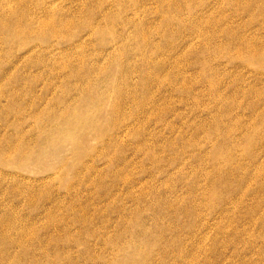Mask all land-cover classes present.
<instances>
[{
  "label": "rangeland",
  "instance_id": "374dc122",
  "mask_svg": "<svg viewBox=\"0 0 264 264\" xmlns=\"http://www.w3.org/2000/svg\"><path fill=\"white\" fill-rule=\"evenodd\" d=\"M38 1H54V17L61 11L75 29L72 41L30 40L41 52L0 46V264H264V59L255 65L257 53L244 44L238 53L233 39L242 33L264 55V0H248L250 12L243 0H22L14 9L40 13ZM64 111L77 116L59 124ZM16 129L23 158L2 153Z\"/></svg>",
  "mask_w": 264,
  "mask_h": 264
},
{
  "label": "bare ground",
  "instance_id": "6f19581e",
  "mask_svg": "<svg viewBox=\"0 0 264 264\" xmlns=\"http://www.w3.org/2000/svg\"><path fill=\"white\" fill-rule=\"evenodd\" d=\"M98 1V0H97ZM195 1V0H194ZM230 1H234V0H230ZM239 1V0H238ZM237 1V2H238ZM253 1V0H252ZM251 1V2H252ZM256 1V0H255ZM262 1V0H261ZM0 2L1 3H3V4H1L0 3V46H3V45H5V47L6 46H9V51L13 48L12 47V44L14 43V41H16L17 43H18V45L20 46V47H22V48H25L26 49V47H27V53H32V51H35V52H41L40 50V47H37V45L36 46H32V47H28L27 45H28V43L30 42V40H32V39H35V38H38V39H46L47 37H56L57 39H63L64 37H66V38H68L69 37V39L70 38H72V36L69 34H67V33H70V32H68V29L69 28H74L75 29V27H72V25H71V27H70V23H68V22H71L69 19H70V17H69V15H71V14H74V12L73 13H71L70 12V14L69 15H67L68 17H69V21H62V20H60L58 17H59V15H60V12H59V15H58V17L57 18H55L56 16H57V14H56V16L54 17V15H53V11H51L52 10V8H54L55 7V3H54V1L52 2V1H50V2H48V3H46V1L44 2V3H42L41 1V3H39V1H38V3H39V6H40V8L38 7V9H39V12L40 13H38V11L36 10V12H34L33 10L34 9H32V6L31 5H29V6H27L26 7V10L27 11H23V8H22V12H19V11H17L16 9L17 8H19L20 7V5L22 4V0H0ZM102 1H99V3L98 4H100ZM136 2H138V1H136ZM146 2H147V0H146ZM159 2L162 4V2L159 0ZM170 2V1H169ZM196 2V1H195ZM229 2V1H228ZM251 2H249V3H251ZM262 2H264V1H262ZM7 3L9 4V6L12 4V9H9V11H7V12H5L4 11V9H3V6L2 5H4V6H6L7 5ZM94 2H92V4H93ZM97 3V2H96ZM103 3H104V1H103ZM249 3H248V0H243V2H242V7L241 6H239V8H237V9H239V11H240V7H241V9L243 8L244 10H246L247 9V7H248V5H249ZM252 3H255L254 1L252 2ZM258 3H260V0H258ZM87 4V3H86ZM92 4H89V5H92ZM119 4V3H118ZM117 4V5H118ZM122 4V3H121ZM137 4V3H136ZM158 4V3H157ZM186 4V3H185ZM194 4V3H193ZM230 4V3H229ZM237 4V3H236ZM239 4V3H238ZM240 4H241V2H240ZM59 5H60V3H59ZM96 5V4H95ZM101 5H102V3H101ZM141 5V4H140ZM143 5V4H142ZM144 5H145V3H144ZM143 5V6H144ZM167 6H168V4H166ZM173 5V4H172ZM176 5V4H175ZM251 5V4H250ZM257 5V4H256ZM256 5H254L253 4V6H255L256 7ZM262 5H264V4H262ZM261 4H260V6H262ZM80 6V5H79ZM81 6H83V5H81ZM80 6V7H81ZM94 6V5H93ZM103 6V5H102ZM139 6V5H138ZM161 6V5H160ZM238 6V5H237ZM252 6V5H251ZM258 6V5H257ZM14 7L16 8V9H14ZM35 7V6H34ZM86 7V6H85ZM91 7V6H90ZM99 6H97V8H98ZM119 7V6H118ZM117 7V8H118ZM121 7V6H120ZM169 7V6H168ZM172 7V6H171ZM176 7H178L179 8V6H176ZM78 8V7H77ZM84 8V7H83ZM94 7H92V9H93ZM94 9V11L93 12H95V10H97L98 11V9ZM105 8V7H104ZM116 8V9H117ZM160 8V7H159ZM246 8V9H245ZM249 8H250V6H249ZM251 8H253V7H251ZM250 8V9H251ZM32 9V10H31ZM80 9V8H79ZM100 9H101V7H100ZM108 9V8H107ZM123 9V8H122ZM121 9V10H122ZM125 9V8H124ZM123 9V10H124ZM172 9H174V7L172 8ZM250 9H249V11H248V9H247V11L248 12H250ZM261 9V8H260ZM25 10V9H24ZM65 10V9H64ZM89 10V9H88ZM179 10H181V9H179ZM179 10H178V12H179ZM232 10V9H231ZM243 10V11H244ZM254 10V9H253ZM70 11V10H69ZM81 11V10H80ZM79 11V12H80ZM85 11V10H84ZM107 11V10H106ZM118 11H119V9H118ZM238 11V12H239ZM243 11H241V12H243ZM255 11H256V9H255ZM254 11V12H255ZM260 11V10H259ZM262 11H264V10H262ZM19 12V13H18ZM55 12H57V11H55ZM90 12H91V10H90ZM145 12V11H144ZM252 12V11H251ZM38 13V14H37ZM58 13V12H57ZM84 13V12H83ZM97 13V12H96ZM101 13V12H100ZM99 13V14H100ZM113 13H114V11H113ZM115 13H117V12H115ZM125 13V12H124ZM232 13V12H231ZM235 13V12H234ZM233 13V14H234ZM237 13V12H236ZM245 13V12H244ZM79 14V13H78ZM95 14V13H94ZM109 14H110V12H109ZM122 14V13H121ZM121 14L119 15V16H121ZM248 13H246V15H247ZM253 13H250V15H252ZM255 14H256V12H255ZM261 14H262V12H261ZM80 15V14H79ZM167 15V14H166ZM209 15V14H208ZM224 15V14H223ZM222 15V17L224 18V16ZM237 15H239V14H236V15H234V18H235V16L237 17ZM240 15H242V14H240ZM239 15V16H240ZM243 15H245V14H243ZM249 15V16H250ZM62 16V15H61ZM64 16V15H63ZM66 16V17H67ZM74 16V15H73ZM77 16V15H76ZM95 16V15H94ZM101 16V15H100ZM122 16H124V15H122ZM121 16V17H122ZM135 16V15H134ZM162 16V15H161ZM164 17H165V15H163ZM162 16V18L164 19V17ZM233 16V15H232ZM66 17H64L65 19H66ZM79 17V16H78ZM83 16H81L80 18H82ZM167 17V16H166ZM204 17V16H203ZM210 17H211V15H210ZM221 17V16H220ZM220 17H218V19L220 18ZM247 17H248V15H247ZM258 16H257V14H256V18H257ZM61 18V17H60ZM63 18V19H64ZM93 19H94V17H92ZM103 18V17H102ZM126 18V17H125ZM212 18H216V17H212ZM226 18V17H225ZM224 18V19H225ZM240 18V17H239ZM251 18V17H250ZM249 17H248V21H249V19H250ZM262 18V17H261ZM60 20V21H57V20ZM76 19H77V17H76ZM85 19V18H84ZM111 19H112V17H111ZM211 19V18H210ZM213 19V20H214ZM217 19V18H216ZM236 19V18H235ZM91 20V19H90ZM90 20H89V22H90ZM128 20V19H127ZM166 20V19H165ZM212 20V19H211ZM212 20V21H213ZM240 20V19H239ZM251 20V19H250ZM253 21L255 20V18H253L252 19ZM251 20V21H252ZM81 21V20H80ZM93 21V20H92ZM95 21V20H94ZM98 21H100V20H98ZM113 21V20H112ZM119 21H120V19H119ZM118 20H117V22H119ZM125 21V20H124ZM128 21H130V20H128ZM162 21V20H161ZM168 21V20H167ZM200 21V23H198V24H202V25H206L207 24V21H205V19L204 18H202V20L200 19L199 20ZM253 21L251 22V24L253 23ZM257 21H259L258 19H257ZM89 22H88V28H89V31L88 32H90V34L91 35H94V34H99V32H100V30L99 29H101L100 27H98L99 25H97V26H95V24H92V26H89ZM117 22H115V23H117ZM192 21H189V23H191ZM221 22H223V21H221ZM76 23V22H75ZM81 23V22H80ZM100 23V22H99ZM103 23V22H102ZM110 23H112V22H110ZM130 23V22H129ZM188 23V22H187ZM188 23V24H189ZM211 23V22H210ZM210 23H208L209 24V26H211L210 25ZM215 23V22H214ZM214 23H211V24H213V25H215ZM217 23H219V22H217ZM245 23V22H244ZM249 23V22H248ZM260 23H264V22H260ZM71 24H74V23H72L71 22ZM107 24V23H106ZM120 24V23H119ZM185 24V23H184ZM183 24V25H184ZM105 25V24H104ZM127 25H129V24H127ZM139 25V24H138ZM190 25H192V24H190ZM239 25V24H238ZM238 25L236 26V27H238ZM240 25H241V23H240ZM249 25V24H248ZM262 25H264V24H262ZM78 26H79V24H78ZM86 26V25H85ZM107 26H109V25H107ZM111 26V25H110ZM109 26V27H110ZM114 27H115V25H113ZM113 26H112V28H113ZM135 26V25H134ZM142 26V25H141ZM185 26V25H184ZM187 27H188V25H186ZM185 26V27H186ZM194 26V25H193ZM216 26V25H215ZM215 26H211V27H215ZM252 26V25H251ZM261 26V25H260ZM119 27V26H118ZM125 27H126V25H125ZM159 27H160V25H159ZM182 27V26H181ZM218 27V26H217ZM236 27H235V29H236ZM248 27H250V25L248 26ZM255 27V26H254ZM112 28L110 27L108 30H109V32H112L111 30H112ZM189 28V27H188ZM192 28V27H191ZM195 28H197V27H195ZM209 28V27H208ZM212 28V29H213ZM216 28V27H215ZM238 28H240V27H238ZM251 28H253V27H251ZM83 29H85V28H83ZM140 29H141V27H140ZM183 29H184V27H183ZM187 29V28H186ZM193 29H194V27H193ZM209 29H211V28H209ZM212 29H211V31H212ZM233 29V28H232ZM243 29V28H242ZM257 29V28H256ZM79 30V29H78ZM103 30V29H102ZM113 30H115V29H113ZM117 30V29H116ZM192 30V29H191ZM197 30V29H196ZM200 30V29H199ZM214 30V29H213ZM217 30H219V29H217ZM220 30H221V28H220ZM223 30V29H222ZM240 30H241V28H240ZM245 30H246V28H245ZM249 30V29H248ZM253 30V29H252ZM258 30V29H257ZM262 30H264V29H262ZM261 30V31H262ZM141 30H139V32H140ZM185 31V30H184ZM202 31V30H201ZM230 30H228L227 32H229ZM256 31V30H255ZM259 31H260V29H259ZM259 31H258V33L256 34V32H255V34H256V36L258 35V34H260L259 33ZM72 32H74V30L72 31ZM195 32H197V31H195ZM194 32V33H195ZM214 32H217V31H214ZM226 32V31H225ZM233 32H234V29H233ZM232 32V33H233ZM238 32V31H237ZM240 32V31H239ZM238 32V33H239ZM248 32V31H247ZM81 33V32H80ZM212 33V32H211ZM222 33V32H221ZM220 33V35H217V36H222V34ZM230 33V35H231V31L229 32ZM253 33V32H252ZM85 34H86V31H85ZM108 34V33H107ZM118 34V33H117ZM144 34V33H143ZM200 34V33H199ZM234 34V33H233ZM240 34H242V33H240ZM240 34H234V38L233 39H235L237 42H235V43H237L238 45H239V48L237 49V52L239 53V51L240 50H242L243 48H244V45H245V48H246V50L248 49L247 47H249V49L250 48H252V50L250 49L249 51H252L251 53H255V55H256V53H257V57H258V59H256L257 61H255L254 63H255V65H257L258 64V62H260L262 59H264V55H261V53H260V55L258 54L260 51L259 50H257L256 48L258 47V46H256V43L255 44H253V45H251L252 43H250L251 42V40L248 42V40H245V37L244 36H241ZM246 34H248V33H246ZM254 34V33H253ZM75 35H77V34H75ZM140 35V34H139ZM145 35V34H144ZM143 35V36H144ZM186 34H184V36H185ZM198 35V34H197ZM212 35V34H211ZM226 35V34H225ZM251 35V34H250ZM146 36V35H145ZM223 36H224V33H223ZM248 36V35H247ZM246 36V37H247ZM252 36H255V35H252ZM261 37H262V35H260ZM50 37V38H51ZM83 37V36H82ZM116 37H118V36H116ZM141 37V36H140ZM199 37H200V35H199ZM209 37H211V36H209ZM214 37H215V35H214ZM225 37V36H224ZM259 37V36H258ZM50 38H49V40H50ZM137 38V37H136ZM145 38H147V37H144V41H146V40H148V39H145ZM217 38V37H216ZM227 38V37H226ZM247 38H249V37H247ZM262 38H264V37H262ZM52 39H54V38H52ZM77 39V38H76ZM84 39V38H83ZM138 39H140V38H138ZM142 39V38H141ZM227 39H229V38H227ZM226 39V40H227ZM232 39V38H231ZM251 39H253V38H251ZM255 39V38H254ZM64 40V39H63ZM63 40H61V41H63ZM81 40V39H80ZM80 40H78V41H80ZM107 40V39H106ZM211 40H213V39H211ZM257 40V39H256ZM259 40V39H258ZM257 40V41H258ZM262 40H264V39H262ZM57 41V40H56ZM61 41H59V42H61ZM70 41H72L71 39H70ZM108 41V40H107ZM134 41H135V38H134ZM140 41H142L143 42V39L142 40H140ZM224 41V40H223ZM227 41H230V40H227ZM227 41H226V43H227ZM233 41V40H232ZM244 41H247L246 42V44H245V42ZM256 41V42H257ZM261 41V40H260ZM69 42V41H68ZM111 42V41H110ZM109 42V43H110ZM82 43V42H81ZM148 43V42H147ZM223 43V42H222ZM225 43V42H224ZM225 43V44H226ZM234 43V44H235ZM242 43V44H241ZM261 43V42H260ZM262 43H264V42H262ZM61 44V43H60ZM73 44V43H72ZM112 44H113V42H112ZM126 44V43H125ZM145 44H146V42H145ZM144 44V45H145ZM233 44V42H232V45H234ZM244 44V45H243ZM49 45H52V43L51 44H49ZM222 45V44H221ZM227 45V44H226ZM225 45V46H226ZM231 45V44H230ZM229 45V42H228V46H230ZM236 45V44H235ZM241 45H243L242 46V49H241ZM55 46V45H54ZM54 46H53V48H54ZM78 46V45H77ZM216 46V45H215ZM52 47V46H51ZM79 47H80V44H79ZM78 47V48H79ZM217 47V46H216ZM216 47H214V48H216ZM221 47V46H220ZM238 47V46H237ZM236 47V48H237ZM256 47V48H255ZM46 48V47H45ZM57 48V47H56ZM75 48V47H74ZM235 48V47H234ZM67 49V48H66ZM76 49V48H75ZM220 49V48H219ZM228 50H229V48H227ZM259 49H262V48H260L259 47ZM51 50V49H50ZM58 50V49H57ZM57 50H53V51H57ZM123 50H125V49H123ZM218 50V49H217ZM216 50V51H217ZM223 50V49H222ZM239 50V51H238ZM243 50H245V49H243ZM262 50H264V49H262ZM0 51H1V53H3L4 55L7 53V52H5L4 50H3V48H0ZM80 51V54H82L81 53V49L79 50ZM188 51V50H187ZM235 51V50H234ZM44 52H47V51H44ZM118 52V51H117ZM242 52V51H241ZM248 52V51H247ZM262 52H264V51H262ZM51 53V52H50ZM67 53V52H66ZM79 53V52H78ZM84 53V52H83ZM119 54H120V52H118ZM122 53V52H121ZM190 53V52H189ZM188 53V54H189ZM191 53H192V51H191ZM236 53V52H235ZM237 53V54H238ZM243 53V52H242ZM246 53V52H245ZM24 54H26V53H24ZM52 54V53H51ZM61 54V53H60ZM74 54V53H73ZM237 54L234 56V57H237ZM248 54V53H247ZM250 54V53H249ZM27 55V54H26ZM44 55H45V53H44ZM54 55V54H53ZM57 55V54H56ZM56 55H55V57H56ZM62 55V54H61ZM70 55V54H69ZM82 55H84V54H82ZM82 55H81V58H82ZM122 55V54H121ZM124 55V54H123ZM122 55V56H123ZM193 55H194V53H193ZM192 55V56H193ZM198 55V54H197ZM229 55V54H228ZM243 55H244V53H243ZM243 55H242V57H243ZM259 55V56H258ZM22 56V55H21ZM50 56V55H49ZM77 56V55H76ZM80 56V55H79ZM116 56H118V54H116ZM120 56V55H119ZM232 56V57H233ZM239 56V55H238ZM245 56V55H244ZM250 56V55H249ZM48 57V56H47ZM51 57H53V56H51ZM51 57H49V58H51ZM59 57V56H58ZM64 57V56H63ZM124 57V56H123ZM123 57H120V60H123V59H121V58H123ZM127 56H125L124 58H126ZM216 57V56H215ZM247 57V56H246ZM252 57V54H251V56H250V58ZM253 57H256V56H254L253 55ZM34 58H36V56L34 57ZM43 58V57H42ZM54 58V57H53ZM62 58V57H61ZM80 58V59H81ZM117 58H119V57H117ZM238 58V57H237ZM240 58H241V56H240ZM19 59H20V57H19ZM56 59H59V58H56ZM73 59V58H72ZM77 59V58H76ZM79 59V60H80ZM82 59H85V58H82ZM97 59V58H96ZM109 59V58H108ZM198 59V58H197ZM16 60V59H15ZM22 60V59H21ZM52 60V59H51ZM78 60V59H77ZM235 60V59H234ZM241 60V59H240ZM244 60V59H243ZM251 60H252V58H251ZM253 60H254V58H253ZM34 61V60H33ZM38 61V60H37ZM36 60H35V62L33 63V62H31V60L30 61H27L26 63H24V64H26V66H30V65H32V64H40V63H38ZM53 62H52V64L54 63V60H52ZM56 61V60H55ZM60 61V60H59ZM58 60H57V63L59 62ZM61 61H62V59H61ZM75 61V60H74ZM124 61V60H123ZM123 61H121L122 63H123ZM199 60H197V62H198ZM250 61V60H249ZM2 57L0 58V66L2 65ZM46 62V61H45ZM50 62V61H49ZM67 62V61H66ZM69 62V61H68ZM77 62V61H76ZM118 62V61H117ZM145 62V61H144ZM63 63V62H62ZM72 63H74V62H72ZM78 64L80 63V61L79 62H77ZM85 63V62H84ZM106 63H107V61H106ZM142 63V62H141ZM249 63V62H248ZM254 63H252V64H254ZM65 64V63H64ZM74 64H76V63H74ZM101 64V63H100ZM112 64V63H111ZM143 64V63H142ZM17 65V64H16ZM41 65V64H40ZM62 66H63V64H61ZM82 64H79V67L81 66ZM92 65H96V64H92ZM121 65V63H119V66ZM244 65V64H243ZM250 65V64H249ZM262 65H264V64H262ZM262 65H260V66H262ZM89 66H91V65H89ZM105 66V65H104ZM112 66V65H111ZM143 66V65H142ZM189 66V65H188ZM246 66V65H245ZM52 67V66H51ZM64 67V66H63ZM67 67V66H66ZM65 67V68H66ZM95 67V66H94ZM244 67V66H243ZM247 67H249V66H247ZM87 68H89V67H87ZM96 68V67H95ZM113 67H111L110 68V70L112 69ZM120 68H122V66L120 67ZM120 68H118V69H120ZM262 68H264V67H262ZM15 69V68H14ZM14 69H12V70H14ZM18 69V68H17ZM44 69V68H43ZM47 69V68H46ZM61 69H62V67H61ZM67 69V68H66ZM77 69V68H76ZM79 69V68H78ZM81 69L82 68H80V72H81ZM93 70H95L94 68H92ZM103 69V68H102ZM260 69V68H259ZM5 70V69H4ZM57 70V69H56ZM63 70H64V68H63ZM91 70V69H90ZM113 70V69H112ZM83 71V70H82ZM105 71V70H104ZM120 71V70H119ZM118 71V72H119ZM7 72H9V71H7ZM20 72V71H19ZM36 72H38V71H36ZM47 72H49V70L47 71ZM54 72V71H53ZM57 72V71H56ZM64 72V71H63ZM63 72H61V73H63ZM96 72H97V70H96ZM95 72V73H96ZM102 72V71H101ZM100 72V73H101ZM176 72V71H175ZM58 73V72H57ZM92 73V72H91ZM98 73V72H97ZM96 73V74H97ZM179 73V71H177L176 72V74H178ZM65 74V73H64ZM67 74H68V72H67ZM93 74V73H92ZM110 74V73H109ZM118 74V73H117ZM181 74V73H180ZM180 74H178V75H180ZM184 74V73H183ZM187 74V73H186ZM188 74H190V73H188ZM206 74V73H205ZM261 74V73H260ZM58 75V74H57ZM56 75V76H57ZM112 74H110V76H111ZM121 75V74H120ZM119 75V76H120ZM174 75V74H173ZM177 75V76H178ZM40 76V75H39ZM43 76V75H42ZM46 76H48V75H46ZM99 76V75H98ZM109 76V75H108ZM181 76H183V75H181ZM180 76V77H181ZM185 76V75H184ZM184 76H183V78H184ZM187 76V75H186ZM205 76V75H204ZM0 77H1V75H0ZM36 77V76H35ZM44 77V76H43ZM65 77V76H64ZM116 77H117V75H116ZM149 77V76H148ZM174 77H176L175 75H174ZM190 77H191V74H190ZM34 78V77H33ZM177 78V77H176ZM187 78V77H186ZM185 78V79H186ZM1 80H2V78H0ZM10 78H8V75H7V79H4L3 81L4 82H7V83H9L10 82V80H9ZM100 79H102V78H100ZM99 79V80H100ZM192 78H190V80H191ZM193 79H194V77H193ZM205 79V78H204ZM0 80V81H1ZM11 80H13V79H11ZM65 80V79H64ZM86 80V79H85ZM88 80V79H87ZM182 80V79H181ZM189 80V81H190ZM212 80H214V79H212ZM37 81H38V79H37ZM45 81V80H44ZM61 81H63V80H61ZM185 81V80H184ZM187 81V80H186ZM204 81V80H203ZM209 81H210V79H209ZM13 82H16V80L14 81L13 80ZM34 82V81H33ZM50 82V81H49ZM69 82V81H68ZM67 82V83H68ZM85 82H87V81H85ZM98 82V81H97ZM113 82H114V80H113ZM192 82V81H191ZM190 82V83H191ZM210 82H214V81H210ZM216 82V81H215ZM218 82V81H217ZM52 83V82H51ZM65 83V82H64ZM88 83V82H87ZM90 83V82H89ZM91 83H93V82H91ZM182 83V82H181ZM185 83H187V82H185ZM189 83V84H190ZM262 83H264V82H262ZM48 84V83H47ZM69 84V83H68ZM67 84V85H68ZM183 84V83H182ZM213 84V83H212ZM49 85V84H48ZM188 85V84H187ZM192 85V84H191ZM191 85H188V86H190L191 87ZM209 85H211L210 83H209ZM47 86V85H46ZM84 86V85H83ZM86 86H87V84H86ZM215 86V85H214ZM25 87V86H24ZM183 87V86H182ZM181 87V88H182ZM189 87V88H190ZM81 88L82 89H84V91H85V89L87 90V88H83L82 86H81ZM211 88V87H210ZM214 88V87H213ZM17 90V89H16ZM13 92H15V91H13ZM17 93V92H16ZM185 93V92H184ZM13 94V93H12ZM13 97H14V95H13ZM84 98V97H83ZM86 98V97H85ZM90 98H92V97H90ZM89 98V99H90ZM91 101H92V99H90ZM17 101V100H16ZM70 113H72L71 111H64V112H62V114H64L62 117H61V120H58L57 119V121H58V123L59 124H62L63 122H65V120L67 119V117L68 116H70V115H75V116H77L76 114H70ZM36 118V117H35ZM74 121L75 120H73L72 119V121L70 122V120H69V122L71 123V124H73L74 123ZM65 128V127H64ZM18 132H17V134H16V137H14V138H4V139H2L3 140V142H4V144H5V150H3L2 151V153H9V154H15V155H20L22 158L24 157V155H25V151H22V148H24V143H23V137H25V135L21 132V130L20 129H16ZM64 130H60L59 132L60 133H62ZM15 140H17L18 141V144L16 143L15 144ZM18 147H19V149H18ZM26 162V161H25ZM24 162V163H25ZM28 189V188H27ZM30 190V189H29ZM36 190V189H35ZM16 192L18 191V190H15ZM24 191V190H23ZM33 191V190H32ZM13 192V191H12ZM15 192V193H16ZM22 192V191H21ZM25 192H26V190H25ZM39 192V191H38ZM37 192V193H38ZM18 193V192H17ZM20 193V192H19ZM36 193V194H37ZM13 194V193H12ZM22 194H24V193H22ZM31 194V193H30ZM16 195H18V194H16ZM24 195H28L27 193L26 194H24ZM24 195L22 196V197H24ZM13 196H15V194H13ZM30 196H32L31 198H33L34 196H35V192H34V196L33 195H30ZM17 197V196H16ZM20 197V196H19ZM21 197V198H22ZM29 197V196H28ZM27 198V197H26ZM19 199V198H18ZM27 200H30V198H27ZM32 200V199H31ZM30 200V202H33L34 201V199H33V201H31ZM28 202V201H27ZM30 202H29V204H30ZM34 203V202H33ZM48 213V212H47ZM1 216V215H0ZM48 217V216H47ZM10 219V218H9ZM8 219V220H9ZM49 219V218H48ZM2 220V219H1ZM50 220V219H49ZM5 221H7V220H5ZM11 221V220H10ZM48 221V220H47ZM3 223V222H2ZM12 223L13 222H11V223H9V224H11V226H12ZM48 223V222H47ZM4 224H5V222H4ZM7 225H8V222H7ZM3 226V225H2ZM7 227V226H6ZM14 228H15V226H13ZM8 228V227H7ZM11 228V227H10ZM14 228H11L12 230L14 229ZM2 229V228H1ZM5 228H3L2 230H4ZM16 229V228H15ZM6 230V229H5ZM7 230H9V229H7ZM6 230V231H7ZM10 231V230H9ZM14 231V230H13ZM17 231H18V229H17ZM2 232V231H1ZM21 232V231H20ZM19 232V233H20ZM4 233V232H3ZM23 233V232H22ZM5 234V233H4ZM3 234V235H4ZM9 234V233H8ZM24 234V233H23ZM26 234V233H25ZM34 234V233H33ZM0 235H2V234H0ZM6 235V234H5ZM10 235V234H9ZM30 235V234H29ZM8 236V235H7ZM21 236V235H20ZM6 237V236H5ZM9 237H11V236H9ZM13 237L14 236H12V241H13ZM18 237V236H17ZM22 237H23V235H22ZM25 237V236H24ZM1 238V237H0ZM4 238V237H3ZM15 238H16V234H15ZM19 238V237H18ZM18 238H16V239H18ZM28 238V237H27ZM30 238V237H29ZM31 238H33V237H31ZM30 238V239H31ZM11 239V238H10ZM23 240H24V238H22ZM2 239H0V241H1ZM4 240V239H3ZM2 240V241H3ZM7 241H9L8 239H6ZM20 241H21V238H20ZM40 241V240H39ZM9 242H11V241H9ZM24 242V241H23ZM31 242V241H30ZM15 243H17L16 241L14 242V244ZM26 243V242H25ZM2 244V243H1ZM0 244V245H1ZM13 244V243H12ZM12 244H11V247H12ZM27 244V243H26ZM35 244V243H34ZM38 244H39V242H38ZM10 245V244H9ZM8 245V246H9ZM18 245H21V243L20 244H18ZM23 245H24V243H23ZM22 245V246H23ZM40 245V244H39ZM1 246H3V244L1 245ZM0 246V247H1ZM5 246V245H4ZM30 246V245H29ZM38 246V245H37ZM44 246V245H43ZM25 247V246H24ZM2 248V247H1ZM14 248V247H13ZM39 248V247H38ZM45 248V247H44ZM14 249H16V248H14ZM14 249L12 250V253H13V251H14ZM18 249V248H17ZM7 250V249H6ZM5 250V251H6ZM43 250V249H42ZM9 251V250H8ZM18 251V250H17ZM41 251V250H40ZM47 252V251H46ZM17 253V252H16ZM44 253V252H43ZM43 253H42V255H43ZM2 255V254H1ZM49 255V254H48ZM11 256V255H10ZM34 256V255H33ZM32 256V257H33ZM50 257V256H49ZM34 258H35V256H34ZM51 258V257H50ZM18 259V258H17ZM21 259V258H20ZM33 259V258H32ZM1 260V259H0ZM2 261V260H1ZM3 262V261H2ZM21 262V261H20ZM54 262V261H53ZM27 264V263H26ZM48 264V263H47Z\"/></svg>",
  "mask_w": 264,
  "mask_h": 264
}]
</instances>
